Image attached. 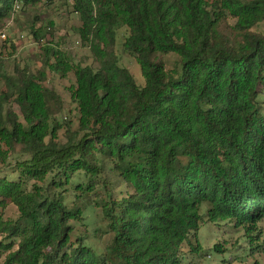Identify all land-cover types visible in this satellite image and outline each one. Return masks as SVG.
<instances>
[{"label":"trees","instance_id":"16d2710c","mask_svg":"<svg viewBox=\"0 0 264 264\" xmlns=\"http://www.w3.org/2000/svg\"><path fill=\"white\" fill-rule=\"evenodd\" d=\"M41 1L0 0V28ZM74 10L98 65L45 50L56 71L75 74L77 133L59 140L61 98L40 74L2 76L0 205L19 211L0 215L5 264H185L205 218L254 237L264 220V35L252 29L264 24V0H74ZM228 16L238 38L220 30ZM122 28L144 85L120 66ZM161 54L178 56L172 73ZM88 211L103 249L77 226Z\"/></svg>","mask_w":264,"mask_h":264},{"label":"rangeland","instance_id":"374dc122","mask_svg":"<svg viewBox=\"0 0 264 264\" xmlns=\"http://www.w3.org/2000/svg\"><path fill=\"white\" fill-rule=\"evenodd\" d=\"M74 11V0H42L38 5L18 12L14 19H10L0 28V89L4 88L2 76L16 75V70L40 74L43 85L56 90L61 98L62 109L57 119L62 125L59 131V140L62 142L68 141L70 134L77 133L80 127L79 107L72 98L76 77L68 64L64 71H56V59L52 57L50 60L45 48L48 46L57 50L70 64L98 65L90 47L80 36L82 23L80 16ZM236 22L235 18L228 16L220 23V30L228 36L238 38ZM33 30L43 34V39L37 40L31 33ZM2 31H6V39L1 37ZM252 32L264 35V24L252 29ZM128 35L127 28L119 30L114 50L120 66L128 68L137 83L144 85L140 66L136 59L124 50L123 44ZM159 58L164 61L169 73L175 70L178 56L161 54ZM15 111H19L17 107ZM19 151L20 147L17 146L16 152ZM16 161L17 159L11 160L12 165L15 166ZM3 170V176L17 179L11 176V167L6 166ZM122 191L125 192L124 189ZM0 215L4 221H15L19 218V211L14 204L8 202L0 205ZM96 219L94 212L88 211L84 214V220L78 222L77 226L88 235V243L103 249L107 236L97 232V226L94 225ZM5 237L0 235V264H5L12 252L2 248L7 242ZM190 243L184 247L185 264H264V220L259 223L256 234L251 238L246 236L243 228H235L230 222L213 225L205 218L199 232L191 236ZM195 246H200L203 251L194 252L192 247ZM216 247L219 250H216ZM17 248L16 243L13 251Z\"/></svg>","mask_w":264,"mask_h":264},{"label":"built area","instance_id":"2783aa9c","mask_svg":"<svg viewBox=\"0 0 264 264\" xmlns=\"http://www.w3.org/2000/svg\"><path fill=\"white\" fill-rule=\"evenodd\" d=\"M19 8V7H18ZM6 30V29H5ZM1 37L3 38V39H6L7 38V34H6V31H2L1 32Z\"/></svg>","mask_w":264,"mask_h":264}]
</instances>
